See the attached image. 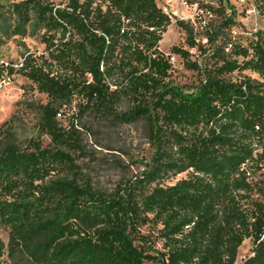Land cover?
<instances>
[{
  "label": "trees",
  "instance_id": "trees-1",
  "mask_svg": "<svg viewBox=\"0 0 264 264\" xmlns=\"http://www.w3.org/2000/svg\"><path fill=\"white\" fill-rule=\"evenodd\" d=\"M254 2L264 14V0ZM198 8L210 16L203 27L210 65L203 69L188 50L171 48L202 74L191 89L170 80V55L160 42L172 17L157 0L0 2V44L45 30V51L0 61V81L21 74L47 95L46 103L26 107L53 143L18 145L16 113L0 124V223L9 232L7 244L0 239V264H16L19 253L34 264H236L248 238L252 254L240 264H264V180L257 178L264 162V29L247 45L235 43L225 0ZM178 24L190 47H203L188 22ZM234 72L241 78L228 76ZM124 97L132 105L119 112ZM75 100L78 110L64 126L58 114ZM87 113L147 123L152 160L116 192L80 181L70 150L80 147L75 120ZM151 224L161 254L142 232Z\"/></svg>",
  "mask_w": 264,
  "mask_h": 264
},
{
  "label": "rangeland",
  "instance_id": "rangeland-1",
  "mask_svg": "<svg viewBox=\"0 0 264 264\" xmlns=\"http://www.w3.org/2000/svg\"><path fill=\"white\" fill-rule=\"evenodd\" d=\"M12 0H0L1 3H9ZM60 6H64L66 0H52ZM209 0H157L158 4L172 17V23L163 34L160 49L167 55L176 56V62L172 64L170 80L179 86L194 89L200 83L202 74L188 68L186 59L177 53L171 52L173 46H180L188 50L190 59L196 61L201 68L210 65L211 52L207 39L203 36L205 22H209L210 16L202 13L198 8L199 2ZM228 3V12L233 14L234 25L231 29V39L235 43L247 45L253 34L264 29V14L256 7L254 0H225ZM188 22L195 31L199 45L190 47L187 43V33L180 27L178 21ZM45 30L37 29L27 36H15L5 39L0 44V61H22L23 55L30 51L41 54L46 45L43 42ZM242 60V58H239ZM246 74H252L245 71ZM257 77V74H252ZM233 80L241 78L239 72L228 75ZM4 89V90H3ZM3 90V91H2ZM27 101L46 103V94L38 91L36 86L25 76L15 74L12 77L0 81V124L11 118L13 114L18 117L15 123V141L18 145L26 147L29 140L35 139L42 143L43 147H53L50 136L43 134L39 126V117L36 112L26 107ZM77 100L70 105L61 107L60 121L67 126L78 110ZM132 105L129 98L124 97L118 104L119 112L127 111ZM79 136V148L70 150L75 158L82 174L81 182L89 183L95 190L104 193H113L127 179L141 175L145 167L152 160L154 147L150 141L149 129L144 119L135 121H120L110 116L87 113L75 120ZM187 172L170 178L167 183H175L186 177ZM257 178L264 180V162L258 170ZM142 232L149 234L154 241V249L157 254L164 251L163 242L158 239V228L147 225ZM0 239L6 244L9 240L8 230L0 223ZM254 244L251 238L246 239L239 248L236 264H240L252 254ZM4 259L10 262L8 253ZM165 261V258H163ZM16 264H34L26 253H19L15 258ZM144 264H161L156 261H145Z\"/></svg>",
  "mask_w": 264,
  "mask_h": 264
},
{
  "label": "built area",
  "instance_id": "built-area-1",
  "mask_svg": "<svg viewBox=\"0 0 264 264\" xmlns=\"http://www.w3.org/2000/svg\"><path fill=\"white\" fill-rule=\"evenodd\" d=\"M169 58H170V62H171L172 64L176 62V56H174V55H170ZM58 116H61V113H59Z\"/></svg>",
  "mask_w": 264,
  "mask_h": 264
},
{
  "label": "bare ground",
  "instance_id": "bare-ground-1",
  "mask_svg": "<svg viewBox=\"0 0 264 264\" xmlns=\"http://www.w3.org/2000/svg\"><path fill=\"white\" fill-rule=\"evenodd\" d=\"M3 90H4V89H3ZM3 90H2V91H3Z\"/></svg>",
  "mask_w": 264,
  "mask_h": 264
}]
</instances>
